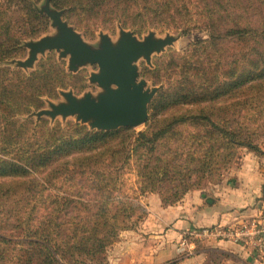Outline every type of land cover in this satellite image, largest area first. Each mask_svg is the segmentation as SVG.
I'll return each mask as SVG.
<instances>
[{
  "label": "trees",
  "instance_id": "obj_1",
  "mask_svg": "<svg viewBox=\"0 0 264 264\" xmlns=\"http://www.w3.org/2000/svg\"><path fill=\"white\" fill-rule=\"evenodd\" d=\"M44 1L0 3V264H111L121 233L151 218L143 198L157 196L161 211L180 205L222 185L241 149L260 152L264 0H50L87 40L120 28L139 38L205 35L154 57L152 68L141 63L142 77L161 88L142 132L30 118L46 99L80 96L90 81L55 52L30 74L7 65L50 33Z\"/></svg>",
  "mask_w": 264,
  "mask_h": 264
},
{
  "label": "water",
  "instance_id": "obj_2",
  "mask_svg": "<svg viewBox=\"0 0 264 264\" xmlns=\"http://www.w3.org/2000/svg\"><path fill=\"white\" fill-rule=\"evenodd\" d=\"M46 13L58 28L56 37L44 36L27 48L31 50L24 67L36 63L38 56L46 53H61L63 58L70 56L69 70L78 72L87 64L97 66L99 74L92 75L91 81L106 90L98 100L86 95L79 99L73 91L65 92L67 104L53 106L52 111H43L42 115L56 119L59 116H77L78 121L85 124L91 122V128L99 131H116L120 128H138L149 119L148 107L156 91L146 90V81H140V73L136 63L145 59L151 63L154 53L162 52L173 42V38L157 39L149 35L139 41L133 32L121 33L117 45L103 36L102 46L93 50L84 37L75 28L64 21L62 14L53 12L50 0L46 2ZM260 202L259 207L261 208Z\"/></svg>",
  "mask_w": 264,
  "mask_h": 264
},
{
  "label": "crops",
  "instance_id": "obj_3",
  "mask_svg": "<svg viewBox=\"0 0 264 264\" xmlns=\"http://www.w3.org/2000/svg\"><path fill=\"white\" fill-rule=\"evenodd\" d=\"M241 166L242 172L237 175L235 173L227 175L228 177L226 176L222 185L209 188L206 190V194H202L200 197L188 196L182 203L184 207L170 209L167 215H164L165 210L158 209L155 228L163 226L161 233H157L153 228L152 216L148 223L140 225L145 230V236H149L156 243L157 248L155 247L152 251V255H150V250L143 249L142 252L137 251L139 259H132L129 253L133 248H130L128 254L126 252L118 253L115 256L117 258L109 256V259L112 260L111 264H114L115 259V264H264L258 262L249 250L226 241L199 240L196 242V249L192 255H180L177 252L184 234L183 230L197 226H200L198 229H202V226L208 228L216 225H234L246 220L242 218L246 214L252 215L253 211L240 214V210L254 205L251 202L252 196L256 198L255 205L258 203L261 198L262 183H259V179L256 178L259 175L256 168L255 172L253 167L250 168V173H248L247 164ZM261 203V208H258L260 201L257 204L259 213L264 212V202ZM125 234L127 233L122 235V240L118 243L123 244V248L117 247V244L114 246L115 250L122 249L123 251L126 246L124 243ZM133 252L136 250L133 249Z\"/></svg>",
  "mask_w": 264,
  "mask_h": 264
},
{
  "label": "rangeland",
  "instance_id": "obj_4",
  "mask_svg": "<svg viewBox=\"0 0 264 264\" xmlns=\"http://www.w3.org/2000/svg\"><path fill=\"white\" fill-rule=\"evenodd\" d=\"M0 3H1V0H0ZM38 8L39 9L46 8V1H44L43 3H41L38 6ZM122 31L123 30L121 28L118 29L115 33H112L110 31H100L99 33L96 34V38L94 40H89V39L87 40L83 36V34L81 32H78V31L77 32L80 33L84 37V39H85L86 43L88 44V46H90L93 50H99V49H101V46H102V38H103V36L108 37L111 41L112 40H115V39L120 40ZM126 32H129V31H126ZM58 35H59L58 28H54L52 26L50 33L48 35H46V36L56 37ZM149 35H154V37L157 38V39H166L168 37H171L174 40V42L169 47H166L162 52H160V53H154V55L152 56L151 63H148L143 58L140 59L136 63V67L138 68V71L140 73V81L141 80L142 81L143 80L146 81V84H147L146 85V90L149 91L150 93H153L154 91H156V93H155V97H156L161 88L160 87H154L151 82H148L147 80H145L142 77V75H141V63L142 62H145L148 66H150L152 68L153 67L152 62H153V58L154 57L162 56L163 54L167 53L168 50H170V49H173V50H176V51L183 50L189 44L194 43L197 40L205 39V35L204 34H201V33H198V32L189 34L187 36H182L180 34H173V33H166V34L161 35V34H159L156 31H152L149 34L144 35L142 38H139L138 36L137 37H138V40L139 41H143ZM37 41L38 40H32V41H30L27 44V47L30 44L36 43ZM26 51H27L26 52V57L24 59H18V60L9 61L7 63V65L9 67H11L12 69H15V70L21 69L24 72H26L27 74H30L32 71H34L36 69L37 64L42 59L46 58L47 55H48V53L43 54V55H39L36 63H34L30 67L25 68L24 67V63L29 58L30 53H31V50L28 49V48H27ZM49 54H51V53H49ZM57 55H58V57H59L60 60H65L68 63V69H69V66H70V56H68L66 58H63L61 56V53H57ZM82 70L88 71V73L90 75L89 88L82 95L77 96V97L79 99H83L86 95H91L92 98L97 101L98 98L101 95L106 94V90L103 87H101L97 83H94V82L91 81L92 75L99 74V68L97 66H92L90 64H87L84 67H80L79 71H82ZM69 91H73V90H69ZM69 91L62 92L60 94L58 100H56V101L51 100V99H46V105H45V109L43 111H52V109H53L52 107L53 106H56L57 107V106L62 105L63 104L62 103V100L63 99H66L64 97V94H65V92H69ZM154 98H153V100H154ZM152 101H151V103H152ZM150 104H149V107H148V114H149ZM43 111L38 112V113H34L32 116H30V118L31 119H35L36 121L39 120L40 118H45V119H48L52 125H54L57 121H60L63 124L67 123L68 121H75V122H78V123H82L84 125H88L91 128L90 122H88V123L85 124L84 122L78 121V118H73L74 116H68V117L59 116L56 119H52L50 116H44V115H42V112ZM149 118H150V114H149ZM148 121H149V119H148ZM148 121L146 122V124L148 123ZM146 124L145 125H142V126H140L138 128H132V129L136 130L137 132H142V131H144L146 129ZM120 129H122V128H120ZM120 129H118V130H120ZM258 144L260 146V152H258V153L253 152V151L251 152L248 149H241L239 151V153H238V156H237L234 164H233V167L231 169L232 171L231 170H230L231 172L228 171L226 175H229V174H232V173H235L237 175V174L241 173L242 172V169H241L242 166L241 165L242 164H247V166L249 167L248 173H250V168H252V167L254 168L253 169L254 172H255V168H256L257 172L259 173V175H257L256 178L259 179V183H262V185L260 187V190H261L262 186L264 185V136L262 137L261 140L258 141ZM124 180H125V182L127 184V188L128 189H135V187H136V179H135V176L134 175L127 174L125 176ZM208 189H206V186H203V189H202L203 191H195V192H193L189 196H197V197H200L202 194H206V190H208ZM129 194L130 195H134V193L131 192V191H129ZM260 195H261V193H260ZM150 198L151 199H149V198H147V199L143 198L141 200V203H142L143 206L146 207L147 201L149 199L150 204L147 207L149 208L148 210H150V212H151L150 214L153 217V228H155V226L157 224L156 223V221H157L156 220V215L158 213V209H159V206H160V200L158 199L157 196H152ZM255 199L256 198L254 196H252L251 202L254 203V205H252V207H250V208H252L254 210L252 212V215L259 213L258 210H257V204L259 203V200H258V203L255 205V202H256ZM187 200L189 201V198ZM181 207H184L183 204L182 205L180 204V205H177V206H174V207L173 206L168 207V209L165 210V214L164 215H167L169 213V210L170 209L173 210V209H178V208H181ZM262 214H264V212H262ZM163 228H164L163 226H159L158 229L155 228V231L157 233H161L162 230H163ZM194 228H200V226H197V227H194ZM202 228H206V226H204V227L202 226ZM133 230L124 231V232L121 233L120 239L118 240V242L114 246H116L118 243H120L121 240H122V235L124 233H127V234L124 235V240H125L124 243L126 244V246H124L123 251H122V249H119V251H117V250H115V247L112 246L110 248L109 252H108V255L111 258H117L115 256L118 253L122 254V252H126L128 254L130 248H133V249L136 250V252H133V249H132L131 250V253H129V255H130V257H132V259L133 258L134 259H139V253H137V251L138 252L139 251L142 252V251H144L143 249L150 250L151 251L150 252V255H152V251H154L155 247L157 248L155 241H153V239H150L149 236H145V230L142 229L140 227V225H138ZM129 231H133V232L128 233ZM145 245H148L149 247H146ZM117 247H122L123 248V244H118ZM109 260H110V262L112 261L111 259H109ZM115 262H116V259L114 261V264H115Z\"/></svg>",
  "mask_w": 264,
  "mask_h": 264
},
{
  "label": "built area",
  "instance_id": "obj_5",
  "mask_svg": "<svg viewBox=\"0 0 264 264\" xmlns=\"http://www.w3.org/2000/svg\"><path fill=\"white\" fill-rule=\"evenodd\" d=\"M177 252L192 255L199 240L226 241L249 250L255 259L264 263V214L243 220L234 225L192 229L183 232Z\"/></svg>",
  "mask_w": 264,
  "mask_h": 264
},
{
  "label": "bare ground",
  "instance_id": "obj_6",
  "mask_svg": "<svg viewBox=\"0 0 264 264\" xmlns=\"http://www.w3.org/2000/svg\"><path fill=\"white\" fill-rule=\"evenodd\" d=\"M118 39H115V40H112V43L114 44V45H117L118 44ZM62 103L63 104H67V100L66 99H63L62 100ZM73 118H78V115L77 116H74ZM92 123V121L90 122V124Z\"/></svg>",
  "mask_w": 264,
  "mask_h": 264
}]
</instances>
